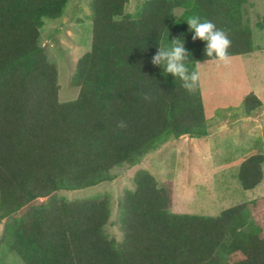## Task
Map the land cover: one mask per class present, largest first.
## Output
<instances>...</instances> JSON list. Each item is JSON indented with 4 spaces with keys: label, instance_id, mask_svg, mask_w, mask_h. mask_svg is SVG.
<instances>
[{
    "label": "trees",
    "instance_id": "1",
    "mask_svg": "<svg viewBox=\"0 0 264 264\" xmlns=\"http://www.w3.org/2000/svg\"><path fill=\"white\" fill-rule=\"evenodd\" d=\"M70 0H0V220L8 250L23 264H264V196L216 217L173 212V185L147 170L120 203V242L105 228L108 197L69 201L60 192L115 179L163 144L208 135L199 83L189 93L152 57L181 38L190 64L215 61L193 40V15L231 41L230 57L253 51L243 21L247 0H90L92 41L77 62L76 99L59 101L58 70L40 44L45 20L63 17ZM182 13L176 15L177 10ZM251 114L261 101L244 99ZM264 155L245 160L244 191L262 181Z\"/></svg>",
    "mask_w": 264,
    "mask_h": 264
},
{
    "label": "rangeland",
    "instance_id": "2",
    "mask_svg": "<svg viewBox=\"0 0 264 264\" xmlns=\"http://www.w3.org/2000/svg\"><path fill=\"white\" fill-rule=\"evenodd\" d=\"M147 0H128L125 13H136ZM179 9L176 15L181 14ZM90 0H70L64 15L45 20L40 44L58 70L59 101L76 99L72 85L78 60L90 50L92 21ZM244 23L253 31V51L197 63L208 135L183 136L163 144L135 167H119L115 179L89 189L60 192L59 197L76 201L108 197L111 217L105 228L110 239L120 242V203L126 190L134 189L139 170L149 171L160 184L173 185V212L216 217L224 210L264 196L263 178L254 189L244 191L238 180L241 164L254 155H264V0H247L242 7ZM253 94L261 107L247 114L244 99ZM5 220H0V264H23L8 250Z\"/></svg>",
    "mask_w": 264,
    "mask_h": 264
},
{
    "label": "clouds",
    "instance_id": "3",
    "mask_svg": "<svg viewBox=\"0 0 264 264\" xmlns=\"http://www.w3.org/2000/svg\"><path fill=\"white\" fill-rule=\"evenodd\" d=\"M189 30L193 32V40L199 39L205 42L204 54L208 58H214L227 63L230 59L228 49L231 41L227 34L216 25L198 15H193L186 20ZM191 53L186 49L181 38L169 39L167 43H159L156 54L152 57V63L159 66L163 74H171L179 78L182 87L189 93L195 92L200 74L194 65L190 64Z\"/></svg>",
    "mask_w": 264,
    "mask_h": 264
}]
</instances>
